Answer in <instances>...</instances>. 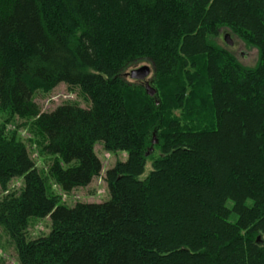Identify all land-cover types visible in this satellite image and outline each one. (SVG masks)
Masks as SVG:
<instances>
[{"label":"trees","instance_id":"1","mask_svg":"<svg viewBox=\"0 0 264 264\" xmlns=\"http://www.w3.org/2000/svg\"><path fill=\"white\" fill-rule=\"evenodd\" d=\"M223 29L258 50L254 67L218 46ZM143 61L176 85L177 109H198L187 98L204 79L210 124L167 119L159 90L125 84ZM60 84L91 107L43 112L35 94ZM0 110L33 121L65 193L100 176L97 143L128 154L106 174L109 202L69 208L26 145L0 135V187L25 183L0 201L20 264H264V0H0ZM47 217L50 234L28 240Z\"/></svg>","mask_w":264,"mask_h":264},{"label":"rangeland","instance_id":"2","mask_svg":"<svg viewBox=\"0 0 264 264\" xmlns=\"http://www.w3.org/2000/svg\"><path fill=\"white\" fill-rule=\"evenodd\" d=\"M227 34L231 35V40L234 43L232 47L228 46L224 42V37ZM217 44L218 46L231 53L235 57V59L244 67H254L258 62V50L245 44L241 39L233 35L227 29L221 30L220 36L217 38ZM143 66H149L151 68V74L147 81L150 82L151 86L154 89L156 88L157 90H159V101L157 100V104H159L160 101L164 104V114L166 115L167 119L175 118L185 122L187 121L186 117L189 115L190 118L198 121V123L200 124H210L209 122L212 120V115L210 113V110H208V103L206 104V100L203 98V92H205L206 88L204 79L201 78L199 80V82L197 83V89L193 90L194 94L191 95V97L187 98V100L189 101L188 105L194 101V104H196L195 107H198V109H195L194 107H192L191 109H177V106L174 101L171 100V94L169 93L176 85L173 84V82L167 83L168 80L164 83L162 82V84H155V71L152 64L148 61L139 62L134 66L127 68L122 75V79L125 84L132 87V89L134 87H143L145 90V82L132 80L130 77V73L133 70L141 68ZM199 83H201V85ZM159 87L161 89H159ZM135 92L136 91L131 92L128 97L131 104L134 103L135 105H137V103L140 102L133 95ZM34 100L41 107L42 111L46 113L53 112L58 107L66 104L78 105L81 108L85 109H89L91 107V102L86 99L79 88L72 89L67 87L65 84H60L50 93L37 92L35 94ZM182 114L183 116H181ZM0 135L8 139L15 137L18 141H21L26 145L29 155L36 165L37 171L45 180L48 194L51 197L57 198L60 205L67 206L69 208H73L78 203L102 204L109 202L111 200V195L106 183V174L117 163L126 162L128 159V154L126 152H108L105 149L103 143H97L95 146V154L100 159L103 167L100 176L94 178L89 186L77 188L70 193H65L56 184L54 178L50 175V166L54 162L55 158L48 156L44 152V147L46 145L45 137L35 129V127L33 126V121L31 119L20 118L18 116L12 115L8 111L0 110ZM154 139L157 140V136L153 137V140ZM157 154L158 152H156L155 155L152 156V158H148L145 166V172L141 176V180L146 179L152 172L153 160L157 157ZM24 185V178H15L9 184L7 191H4L0 187V201L8 194H19L24 189ZM51 228L52 222L50 217L42 219H31L27 230V239L36 240L48 236L51 232ZM262 239L264 240V236L262 237ZM0 264H20V262L18 261L16 248L11 238L1 228Z\"/></svg>","mask_w":264,"mask_h":264},{"label":"water","instance_id":"3","mask_svg":"<svg viewBox=\"0 0 264 264\" xmlns=\"http://www.w3.org/2000/svg\"><path fill=\"white\" fill-rule=\"evenodd\" d=\"M224 42L232 47L234 45L233 41L231 40V37L229 34L225 35L224 37ZM151 74V68L149 66H143L141 68L135 69L130 73V77L132 80H136V81H140V82H145V89H146V93L150 96V97H154L157 92L156 90L151 86L150 82L147 81V79L149 78ZM157 144V141L154 139L153 140V146ZM153 149V148H152ZM151 149V150H152ZM149 155V153H147V156ZM260 240V238H259Z\"/></svg>","mask_w":264,"mask_h":264}]
</instances>
